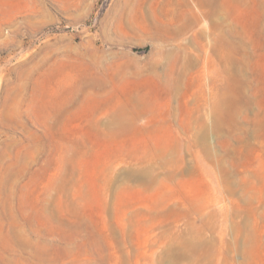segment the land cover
Listing matches in <instances>:
<instances>
[{
    "label": "rangeland",
    "instance_id": "obj_1",
    "mask_svg": "<svg viewBox=\"0 0 264 264\" xmlns=\"http://www.w3.org/2000/svg\"><path fill=\"white\" fill-rule=\"evenodd\" d=\"M0 264H264V0H0Z\"/></svg>",
    "mask_w": 264,
    "mask_h": 264
}]
</instances>
